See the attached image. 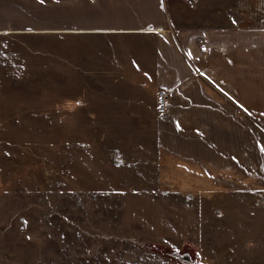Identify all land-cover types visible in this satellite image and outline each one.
Instances as JSON below:
<instances>
[{"label":"rangeland","instance_id":"rangeland-1","mask_svg":"<svg viewBox=\"0 0 264 264\" xmlns=\"http://www.w3.org/2000/svg\"><path fill=\"white\" fill-rule=\"evenodd\" d=\"M194 1L176 0L188 11L177 17L203 28L185 8ZM26 45L0 46V264H264V186L160 184L155 114L167 90L140 73L124 91L127 120H40L34 111L51 99L27 90L36 73ZM101 100L117 109L127 98Z\"/></svg>","mask_w":264,"mask_h":264},{"label":"crops","instance_id":"crops-1","mask_svg":"<svg viewBox=\"0 0 264 264\" xmlns=\"http://www.w3.org/2000/svg\"><path fill=\"white\" fill-rule=\"evenodd\" d=\"M175 2L0 0V46L27 43L34 54L27 90L51 99L34 111L40 120H127L124 91L140 73L167 90V112L155 115L159 180L171 191L264 186V0L184 2L203 28L182 25L188 11ZM144 41L155 50L136 45ZM105 42L129 44L93 45ZM115 97L127 100L117 109L101 100Z\"/></svg>","mask_w":264,"mask_h":264},{"label":"built area","instance_id":"built-area-1","mask_svg":"<svg viewBox=\"0 0 264 264\" xmlns=\"http://www.w3.org/2000/svg\"><path fill=\"white\" fill-rule=\"evenodd\" d=\"M158 103H159V114H164L167 112V108L169 105V96L166 91H160L158 95Z\"/></svg>","mask_w":264,"mask_h":264},{"label":"water","instance_id":"water-1","mask_svg":"<svg viewBox=\"0 0 264 264\" xmlns=\"http://www.w3.org/2000/svg\"><path fill=\"white\" fill-rule=\"evenodd\" d=\"M187 264H192V263H187Z\"/></svg>","mask_w":264,"mask_h":264},{"label":"snow or ice","instance_id":"snow-or-ice-1","mask_svg":"<svg viewBox=\"0 0 264 264\" xmlns=\"http://www.w3.org/2000/svg\"><path fill=\"white\" fill-rule=\"evenodd\" d=\"M41 2H43V0H41Z\"/></svg>","mask_w":264,"mask_h":264}]
</instances>
